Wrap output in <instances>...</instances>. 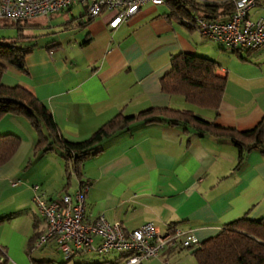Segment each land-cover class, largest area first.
Wrapping results in <instances>:
<instances>
[{"label": "crops", "instance_id": "1", "mask_svg": "<svg viewBox=\"0 0 264 264\" xmlns=\"http://www.w3.org/2000/svg\"><path fill=\"white\" fill-rule=\"evenodd\" d=\"M73 10L72 4L31 17L24 36L17 39L36 34L31 29L42 25L38 17L44 16L51 30L30 43L34 47L24 58L27 71L8 64L1 77L3 83L21 84L42 100L66 138L83 139L118 111L132 114L148 106L190 108L236 129L249 128L264 116V45L237 52L168 18L166 3L147 2L116 27L108 25L111 10L89 20L84 6ZM262 14L264 0H258L250 16ZM12 34L15 38L16 29ZM178 51L216 60V73L226 79L217 109L161 89L160 77ZM7 131L19 134L21 142L0 165V244L9 256L0 264H70L46 250L61 252L52 242L29 245L30 237L45 227L32 201V185L38 183L52 196L49 171H60L64 160L57 150L33 155L36 132L25 116L0 117V132ZM237 156V147L227 138L138 120L102 139L100 150L84 160L80 179L67 190H75L80 180L89 183L88 218L103 214L109 221L119 220L125 230L148 220L160 227L176 224L202 241L236 217H264V154L252 149L235 167ZM191 251L183 246L165 249L142 264H188ZM118 256L109 260L121 264Z\"/></svg>", "mask_w": 264, "mask_h": 264}, {"label": "trees", "instance_id": "2", "mask_svg": "<svg viewBox=\"0 0 264 264\" xmlns=\"http://www.w3.org/2000/svg\"><path fill=\"white\" fill-rule=\"evenodd\" d=\"M258 1V0H256ZM166 13L188 29H196L186 20L194 15L215 18L228 17L233 8V0H166ZM30 18L10 21L16 29V37H0V117L5 114L25 116L36 132L33 155L57 150L64 160L67 190L73 173L80 179L82 164L89 156L100 150L102 139L128 128L132 122H167L181 125L185 130L194 129L200 134L229 139L238 149V167L245 153L258 149L264 154V116L253 126L245 129L223 126L213 120L203 118L190 108L171 106H148L132 114L118 111L100 124L87 137L79 140L66 138L55 121L49 107L33 92L21 84L8 85L2 82V74L7 65L27 71L25 56L33 49V44H20L23 28ZM91 18H88V20ZM238 52L240 48L234 49ZM251 50V49H246ZM215 59L195 52L178 51L171 55L170 68L160 77L161 89L171 94H179L186 101L200 107L217 109L222 99L226 79L216 73ZM21 142L19 134L0 132V165L7 162L17 151ZM83 180H80L82 182ZM2 219V218H0ZM38 233L29 239L30 248ZM182 246L178 244L171 248ZM192 248L197 264H264V217L251 218L246 215L226 222L222 228ZM117 258H120L118 256ZM115 260L89 261L88 264H114Z\"/></svg>", "mask_w": 264, "mask_h": 264}, {"label": "built area", "instance_id": "3", "mask_svg": "<svg viewBox=\"0 0 264 264\" xmlns=\"http://www.w3.org/2000/svg\"><path fill=\"white\" fill-rule=\"evenodd\" d=\"M234 8L228 17L208 18L194 15L186 21L204 36L232 48L255 49L264 45V14L252 18L250 10L256 0H233ZM162 4L166 0H0V17L10 21L50 15L74 3L85 7L88 18L106 10L112 14L110 27L127 22L145 3ZM16 181H12L15 184ZM89 183L79 182L75 190H62L55 196L46 195L38 183L32 185V201L45 227L35 238L32 248L52 242L65 258L77 253H119L121 264H142L163 250L178 244L198 245L199 238L190 230L176 224L160 227L153 220L125 230L119 220L109 221L103 214L91 219L86 215V192ZM9 259L7 249L0 244V263ZM164 264H171L164 260Z\"/></svg>", "mask_w": 264, "mask_h": 264}, {"label": "rangeland", "instance_id": "4", "mask_svg": "<svg viewBox=\"0 0 264 264\" xmlns=\"http://www.w3.org/2000/svg\"><path fill=\"white\" fill-rule=\"evenodd\" d=\"M73 6H74L73 11L80 10L83 8V6L80 3H75V4H73ZM61 16L62 15L60 14L57 17H55L54 19L60 18ZM35 17H33V18H35ZM38 18H42V19H39L42 21V25L40 27H35L34 29H31V30L35 31L34 33H36V34L39 33V35L35 34L34 36H28V37H24L22 39H17L18 43H23V44L34 43L35 40L41 39L42 36L47 35L48 31L51 30L47 26L48 25L47 21L44 20V16L38 17ZM10 26H12V25H10V19L7 17L1 16L0 17V36L4 35L5 37H10L9 35H13L12 33L14 32L15 29L10 27ZM29 31H30L29 28H26L25 32L29 33ZM49 35H51V34H49ZM245 50L246 49H244V48L240 49V51H243V52ZM63 164H64V161H62L60 171H55L54 169H51L49 171V175H51V177H49L50 178L49 183H51V185H52V189L49 192H51L50 195H52V196H55L58 193L62 184L66 181V179H65L66 176L64 174ZM29 166H30V164H29ZM76 178L77 177L72 173L71 177H70V185H69L70 187L74 184ZM47 183L48 182H46L44 186H46ZM48 244H50V243H48ZM47 246H50V245H47ZM47 248L48 249H46V250H49L50 253H53L54 256L56 257V259L65 260V256L61 252L57 251L56 249H52L50 247H47ZM118 255H119V253L116 251H112V252H109V253L103 254V255L90 251V252H86L83 254H79V253L74 254L73 256L66 258V263L74 264L75 261H79V260H87V261L103 260L105 257L108 259H113ZM118 259H120V258H118ZM187 263L188 264H197L193 255H191L190 260Z\"/></svg>", "mask_w": 264, "mask_h": 264}]
</instances>
